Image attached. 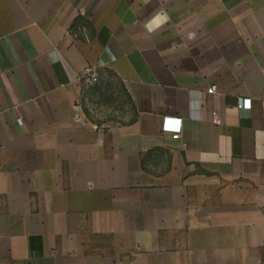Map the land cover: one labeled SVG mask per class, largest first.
Returning a JSON list of instances; mask_svg holds the SVG:
<instances>
[{
  "label": "crops",
  "instance_id": "0c3cea01",
  "mask_svg": "<svg viewBox=\"0 0 264 264\" xmlns=\"http://www.w3.org/2000/svg\"><path fill=\"white\" fill-rule=\"evenodd\" d=\"M0 264H264V0H0Z\"/></svg>",
  "mask_w": 264,
  "mask_h": 264
},
{
  "label": "rangeland",
  "instance_id": "374dc122",
  "mask_svg": "<svg viewBox=\"0 0 264 264\" xmlns=\"http://www.w3.org/2000/svg\"><path fill=\"white\" fill-rule=\"evenodd\" d=\"M79 78L84 84L91 82L94 83L98 79L101 80V83L109 80V78H107L103 74L102 70L99 69L98 71L95 67L87 68L84 73L79 76ZM109 96L110 94L109 92H107L106 89H104L103 84L98 85L96 89L89 92V98L91 103L90 107H92L93 111L95 112V116L97 117V119L99 117H103V114L105 112L107 113L109 109H111L112 112L118 113L125 111L127 103L124 99L125 96L123 95V93L119 92V89L111 93V102Z\"/></svg>",
  "mask_w": 264,
  "mask_h": 264
},
{
  "label": "built area",
  "instance_id": "2783aa9c",
  "mask_svg": "<svg viewBox=\"0 0 264 264\" xmlns=\"http://www.w3.org/2000/svg\"><path fill=\"white\" fill-rule=\"evenodd\" d=\"M217 90H218V87L216 84H212L211 86H209L207 88V91L209 93H216ZM249 106H250V99H248V98L244 99L243 102L239 104V107L246 108ZM163 129L172 132L173 138H179L180 137V131H181V119L165 117Z\"/></svg>",
  "mask_w": 264,
  "mask_h": 264
}]
</instances>
